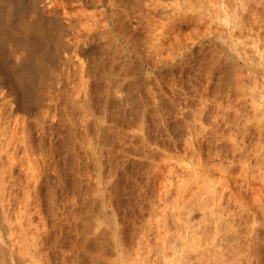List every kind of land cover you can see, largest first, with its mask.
<instances>
[{
    "label": "rangeland",
    "instance_id": "obj_1",
    "mask_svg": "<svg viewBox=\"0 0 264 264\" xmlns=\"http://www.w3.org/2000/svg\"><path fill=\"white\" fill-rule=\"evenodd\" d=\"M164 2L168 4L169 0H164ZM201 2L202 0L199 1L200 5L198 6H197L198 3L195 4L196 7L192 6L194 10L193 9L191 10V8H189L187 12L185 11L187 14L185 12L178 13L179 17L178 15L176 16L177 21H174L175 23H173L171 27L172 29L167 31L168 33L171 31L170 33L171 36L166 33L171 38L168 37L165 40V42H162L164 45L166 43L165 46H163L161 43L163 47L159 46L162 48H160L161 51L160 50L157 51L158 53L154 49L153 50L149 49V46L150 48L152 46V42L155 43V41L153 40L154 38L153 35L152 36L147 35V34H150L147 32V31H150L149 27L151 26H149L148 27L149 29L147 30L143 29V33H141L142 32L141 30L136 31V32L134 30L133 31L130 30V36L133 37L132 38L133 40L132 39L129 40L131 38L130 36H128L129 39L127 37L128 41L125 44L124 50H123V47L118 46V49L120 48L123 52H125V54L117 53L120 50L116 51L115 50L116 47H114V50L113 49H109V51L107 50L108 54L105 53L104 56L102 55L100 58L96 57V61H91L92 63L94 62L93 63L94 66H92V63H90V69L91 71L95 70V73H94L93 79H91L92 81L91 83L93 84H91L90 88L92 87L93 89L96 88L94 89V91L93 89L91 90V93H92L91 97L92 98L95 97L94 99H92V102H93L92 106H93V109H95L94 112L96 114V117H95L96 119L94 117H93L94 119L91 117V120H93V122L91 120L89 121L87 120L88 118H90V116L89 115L87 116L86 113L84 114L85 111H83V115H82L81 109H79L80 110L79 112L78 108L76 110V107L75 109L73 107H70L72 105L70 103H69L70 105L69 104L67 105V102L69 101L65 100L62 104L56 107L57 110L56 108H54L55 106L51 104L52 106L49 107L51 109L47 111L49 115L46 116L47 119L45 118L47 123L44 122V120L42 121L46 125L42 124L41 122L42 119L41 120L39 119L40 122L37 123L38 122L37 118L35 122H33L35 118H31L32 120L29 119L30 121L27 119H24L23 120L24 122L25 121H28V122H26L25 125L22 124L24 125V127L23 126L20 127L21 123H24L21 120L20 116L27 115L26 114L27 112L21 111L20 114L24 113L23 115L19 114L18 117L16 115L15 117H13L14 115L11 112V109H9L8 112L4 109L6 107V109L8 110L7 107L9 106H6V103H5L4 108L2 107L3 104L2 105L0 104L1 106L0 107V111H1L0 112V264H19V263L20 264H30V263L31 264H42V263L43 264H67V263L68 264H78V262L79 264H100V263L101 264L102 263L104 264H125V263L143 264V260H145L143 257L146 256L145 252H147L149 249H151L150 247L153 246L152 247L153 252L151 253L153 255V258L154 257L156 258L158 256V255L156 256V254L158 253L157 251L159 249V248L156 249V247L160 246L162 242V237H163L162 234L165 231H168L169 234H171L172 230L175 229L176 222H175V218L173 219V217H175V214L177 212V205L179 204L180 200L185 199L188 202V200L193 198V196H194L193 199H196V197L197 196L199 197L200 194H202L203 196L209 197L211 196L210 194H206V195L203 194V192L206 189L205 187L213 186L212 188H214L216 185L218 186V184L219 186L215 187V189L217 188L216 189L217 191L219 190V192H222V190L224 189L225 191H223V193H225L226 191L227 192L223 194L224 199L221 202L222 203V205H220L221 207L219 208L217 205L216 207H218L219 211L221 208H222L221 210L223 211L228 209L229 213L227 211L228 213L227 215L225 213L223 214L222 211L218 212V209L215 206H212V207L210 206V208L215 209L216 212H218L219 214L221 213L223 216L225 215L229 216L225 218H228V219L230 218L232 220L231 216L236 215L238 211L235 209L237 207V204H235V200L233 201L231 197L234 198V195L235 196L237 195V197H239L240 195L245 197L246 198L245 201H247L249 205L253 206L252 207L253 213L244 217L245 220H247V222L242 220L240 221V224L241 225L243 224L244 226L246 224L249 225L248 222L251 224L250 221L252 218L253 223H255L256 231L252 229V231H250V233L252 234H250L249 232H247L249 231L248 229H250L249 226L248 228L241 226L242 230L246 231V232L242 231L244 233L242 236L245 237L243 239L244 241H246L245 240L246 237L251 235L249 236V238L253 236V238H255L257 242L264 245V212H263L264 210H262L259 207L263 213L260 210H258L260 213L257 211L258 214L255 213L257 215L254 216L255 215L254 211L256 212V208L259 205L253 202V200L255 201L256 199L259 198V195H260L259 191H261L262 195L264 196V168L260 167V165L264 167V162L263 161H262L263 163L259 162L262 160V158L264 160V156H261L262 158L259 157L261 160L260 159L258 160L257 157H255L256 158L255 159L252 153L253 150L251 149L255 146L254 144L261 145V142H264L263 141L264 134L263 133H262L263 135L259 134L260 132L258 133V131L254 129L255 127L253 125L255 122H258V121L263 122L264 120V111H263L264 105H262L264 104L263 103L264 94L262 96L258 95V94H261V91L264 88V84H263L264 82V47H263L264 46L263 45L264 44V24H263L264 23V0H207V1L203 0V3L207 2L204 4L206 8L203 7L202 9H200L199 6L201 7L203 6ZM74 8L78 9L79 7L76 6ZM74 8H72V12H71L72 14L77 11V9H74ZM73 9L75 10V12L73 11ZM90 9L91 10L93 9V12H99V10L101 11V7H96L95 8L96 11L94 8L87 9L89 10V12L92 13ZM80 11H77V13ZM67 12H69V10ZM202 15L205 17H203ZM167 20L169 22L171 21L170 19H167ZM167 20L165 19L164 21H160V24L157 23V25L161 26V22L164 23L166 21L165 25L167 26L166 23H169ZM259 21L262 23H259ZM168 26L170 28V24ZM135 33L137 36H140L141 34L143 36L134 37L133 35ZM142 37H143V41H139V38H142ZM150 39L152 40V42ZM132 41L133 42L137 41L135 46L132 45L131 43ZM145 41L146 42L149 41L150 43L148 44V42L146 43ZM254 43H256V45L259 46L257 49L258 52H253V51H257L256 49L253 50L254 47L256 48ZM187 44L191 47V49L190 47L188 48L189 49L187 50L188 54H186L184 57L182 56L183 54L181 55L180 52H183L186 49L185 46H187ZM12 45L13 46L15 45V46L13 47ZM12 45H11L12 47H10L11 49L15 48L16 45L18 44L12 43ZM252 45H254V47ZM130 46L135 48V51L133 48H132L133 50L129 48ZM141 46L143 48H141ZM178 46L180 48H182L181 46H183L184 47L183 51L182 49H179ZM226 46L228 49L226 48ZM147 47H148V50H147ZM223 47L225 48V51ZM16 48L17 49L20 48V50L23 51V53L21 54L26 55L25 54L26 49L24 50L23 47L21 46H19V48L17 46ZM140 48H141V51H140ZM144 48H146V50ZM15 49L10 50L11 51L9 52L10 55L14 52ZM136 49L137 50L139 49V50L136 51ZM230 49H232L231 51L234 50L232 54L234 52L237 53V51H238V54L240 52L241 56H244L243 60L247 59V56L248 58L250 57V59L248 60L252 59L251 61L255 62V63L251 62V65L255 64L257 66L255 65L251 66L243 60L236 61L237 59L233 57L231 59L229 55ZM247 50L250 51L248 52V54L246 53ZM126 51L128 53L131 52V54L130 53L128 54ZM189 51H190V54H189ZM109 52H111L112 54L114 52L115 54L111 55V53L109 54ZM132 52H135V53L132 54ZM244 52L247 54L246 56ZM172 53L173 55L175 54L176 55L173 56ZM119 54L122 57H120ZM161 54L162 56H160ZM227 54L229 56L226 57ZM106 55H110V56L107 58ZM116 55L119 56L118 60H121V61L126 60V61L119 62L117 60ZM125 55L127 57H125ZM252 55L254 56L252 57ZM13 56H14V53L12 57H10V59L13 58L12 60H10V63L13 66H15L16 65L15 60H14L15 56L14 57ZM147 56H152V57H147ZM181 56L184 58H180ZM133 57L135 60L132 59ZM140 57H142L143 61L142 59L139 60ZM102 59L104 60V62H102L103 61ZM106 59L109 60V64L106 63L107 62L105 61ZM114 59H116L118 62L115 63ZM100 60H102L101 61L102 63L100 62ZM144 60L146 61L144 62ZM148 60H149V64H147ZM75 61H76V58L74 60V63ZM77 61L78 62L75 63V65L79 63L78 59ZM126 62L130 63V65L132 66L129 67V64ZM98 63L100 65L103 64L104 66L101 65V67H99ZM111 63L113 64V67L111 66ZM122 64L123 65L125 64L126 66L128 65L127 67L129 68L126 67L125 69V65L123 66ZM105 65H107V69L110 67L108 69L110 73L107 72L108 70L105 71L106 70ZM241 65H243L244 67ZM119 66L120 68H118ZM239 66L242 68H240ZM249 66H251L250 69H249ZM137 67L140 69H138ZM71 68L73 69L74 67H71ZM101 68H104L105 70L102 69L103 71L101 72ZM130 68L131 69L134 68L132 69L133 71H135L136 69L137 70L134 73L130 70ZM110 69L112 70V73ZM116 69L117 71L120 70L123 73L122 75L120 74L121 72L119 71L120 72L119 74L122 77L121 79L120 77L117 78L118 81H116L115 77L116 76L118 77L120 75L119 74H116V76L114 75L115 72L117 73ZM138 70H141L143 72L138 71ZM137 71L140 72L141 75L140 73L138 74ZM213 71L214 73H212ZM99 72L101 73L100 75H99ZM104 72L106 73L103 76ZM131 72L132 74L134 73V75L137 73L139 76H137V74L134 76L131 74ZM236 72H238L241 78L242 77L243 78L241 79L240 76L236 74ZM255 72L258 73L257 76ZM130 74L134 77L130 78L129 77L131 76ZM1 75H3V72L0 67V85L2 84L1 81L3 79V76ZM126 75H129L128 77L131 81L128 79V77H126L128 82L124 81ZM109 76H111L112 78L110 77V79H108ZM244 77L247 79H245ZM210 78L212 80H210ZM259 78L261 80H259ZM93 80H95V83L93 82ZM119 80H121V83H118L120 82ZM137 80L139 81L140 84L138 83ZM245 80L247 83L245 82ZM248 81H250L251 84ZM257 81H258V86L261 85L263 87H258L257 85H255L257 84L256 83ZM135 82L139 85H137ZM237 82H240L242 84H239ZM123 83H128V85L131 87L133 85V87L136 88L137 90L133 89V87L130 88L127 84H123ZM109 84H112V85H109ZM114 86L118 87V89L115 87L117 89V92L120 91V93H117L116 96L117 95L120 96L119 94H122L121 96L124 98L115 97L114 98L115 100L113 99V97L115 96V93L112 94L114 90H112V92H109L107 90L110 89L111 91V89H115ZM258 88H262L261 91ZM237 89L239 92L237 91ZM95 90H97V92H95ZM127 92L132 94L131 97L129 93H128L129 95L127 94ZM162 92H163V95H162ZM98 93L99 94L101 93V94L99 95ZM109 93H111L113 96L110 97L111 95ZM99 96H100V99H99L100 101L98 100ZM107 96L109 97L106 100ZM126 96H128V98ZM122 99H124V101ZM103 100H105L106 102H110V103H106L107 105L105 106L103 105V102L105 104V101ZM113 101H116L114 102V104L116 105L113 104ZM119 101L123 103L121 104ZM128 102L129 103L131 102L134 104L130 103L131 104L130 105ZM255 102L261 103L260 105L262 106L259 107L257 103L258 107L255 108L254 107L256 105ZM94 103H96V105H94ZM101 104L103 105V107ZM59 106H60V109H58ZM68 106L71 112L69 111V108H67ZM114 107L116 110H114ZM104 108H107V110L106 109L104 110ZM258 108H260L263 111L262 112L263 115L261 113V110ZM62 109L64 110L66 109L65 112L67 114H65L64 110ZM61 110H62V115L63 116L66 115L65 117H63L61 114L58 115V113H61ZM8 113H10L12 117H7V116H11ZM112 113L113 115L114 114H118V115H115L113 119ZM255 114L257 115L260 114L261 116L257 117L255 116ZM3 115L4 117H1ZM50 115H52L53 118H51L52 116ZM84 115L85 117L87 116L88 118L86 117L87 118L86 119ZM110 115L112 116V118ZM127 117L128 119H126ZM15 118L17 119V121ZM49 118L51 119L49 120ZM78 118H82V119H78ZM121 118L122 120H120ZM250 118H253L252 119V121H254L253 123L249 122ZM19 119L21 120V122ZM155 120H158V121H155ZM159 121L161 122L159 123ZM15 122H17L18 125H16ZM84 122L85 123L88 122V123L85 124ZM157 123L159 124V126H157L158 125ZM26 124H28L29 127L28 125L26 126ZM125 124L126 125L128 124V125L126 126ZM263 125H264V122H263ZM40 126L43 128H41ZM94 126H96L95 128L97 130V133L95 132V134H94L95 129H93ZM21 128L22 129L26 128L24 130L27 132L28 135L25 134V131L22 130ZM38 128L40 129V131L41 130L42 131L41 132L36 131V130H39ZM29 129H31V132H29ZM32 129H33V132H32ZM92 129H93V132H92ZM105 129L107 130V132H105L104 134L102 133V131H104ZM20 132L24 133L25 136L28 138L31 137L33 141L31 139L24 137L23 136L24 134L22 135L20 134ZM28 132L36 133V134H32L31 136V134H29ZM83 132L86 136L82 135ZM246 134L248 137L246 136ZM93 138L96 139L95 143H94ZM246 138L247 140L250 138L249 140L253 142H247ZM22 139L28 143H24ZM87 139L90 141H88ZM198 140H199V143H198ZM232 140L234 141L237 140V141L235 143ZM240 140H243L244 142L246 141L247 143L246 142L242 143L243 141H240ZM31 142L32 144L33 143L34 144L32 145ZM30 145L32 148L30 147ZM238 145L241 148L240 147L238 148ZM17 146L19 149L17 148ZM26 146L29 148L28 151H27L28 148ZM192 146L197 147L194 149H198L199 146L200 148L202 147L201 153L203 152L202 153L203 159H205V162L206 160L208 162L210 160V162H212L211 165H214L216 163L220 165L219 164V161H220L221 165H226L227 167V165L231 163V159H232L233 162L234 160L237 161V162L235 161L236 163L235 165L238 168H235V166L233 168V166H231L232 168L231 169L229 167V169L231 170L230 173H232V176H230L229 173L227 172H225L227 176L223 175L224 171H221V170L220 171L222 174L218 173L217 172L218 170L217 171L214 170L215 172L211 170L213 172V173L211 172V174H213L214 176V178H212V175H211V178L218 182V184L215 185L212 179L209 177L210 175L209 176L207 175V173L210 174L209 168L211 166L209 165V168L208 166H205V168L207 169L206 170L203 165L202 167L204 169L196 165V160L193 159V156H192V150H194ZM234 148L236 149L238 148L239 151L237 152V150ZM241 149H244L242 150L243 152L241 151L242 153H240ZM235 150L238 153V155L235 152ZM251 150L252 152H250ZM231 151L234 153V155ZM94 153H96V155ZM239 153L241 156L239 155ZM249 154L250 155L252 154L251 155L252 160L249 159L250 158ZM229 158H230V161H228ZM241 158L242 160L244 159L243 162L249 160L250 162L246 164V165L248 164L249 165L244 166V163L241 162L242 160L240 161V163H238ZM245 158L247 160H245ZM214 160H216L215 163H214ZM227 161L229 162V164L227 163ZM222 162H226V163L223 164ZM258 162L260 165L258 164ZM90 163L91 165H89ZM237 163L240 166H238ZM86 167L88 169H86ZM248 167L252 169L250 168L248 169ZM246 168H247V171L245 170ZM32 170L34 172H32ZM248 171L250 172L248 173ZM48 172H49V175H48ZM78 172L80 174H78ZM191 173L193 174L191 175ZM206 175L208 176L206 177L208 180L205 181ZM29 176L30 177L32 176V177L30 178ZM36 177H39V179ZM217 178H219L220 180H217ZM47 179H50V180H47ZM210 179L212 183L210 182ZM79 180H82L84 183ZM195 183L198 185H196ZM229 183H230V186L227 185ZM212 184H214L215 186ZM225 187H227V190ZM186 188H189V189H186ZM199 188H201V190H199ZM230 188H231L232 194H234L233 196L232 194L230 195L231 192L228 193ZM50 189L52 190V193ZM60 189H61V193H60ZM202 189H204V191H202ZM197 190L199 192H197ZM225 195L228 196V198L227 197L225 198ZM213 196L210 198H213ZM262 197L260 198L262 199L263 204H264V200H263L264 198ZM229 199L230 200L232 199V201H230ZM230 202H234V203L232 204ZM252 202L253 204H255V206L252 204ZM91 203L92 205L93 204L94 205L92 206ZM224 204H226V207L223 206ZM234 205H235V208H233ZM256 205L258 206L256 207ZM94 208L96 211L94 210ZM97 208L100 210H98ZM230 210L232 211L234 215L230 214L231 213ZM216 212H215V215L217 216ZM74 214L76 215L74 216ZM166 214H167V217H166ZM198 214H199V217H202L201 216L202 213H199L198 211L196 212V215ZM162 215L164 217H162ZM168 215H171L170 218ZM249 217L251 218L249 219ZM78 218L80 220H78ZM254 219H255V222H254ZM147 221H148V224H146ZM253 225L254 224H252V226ZM42 239L44 240V242ZM84 240L86 243L84 242ZM89 241H93V242H89ZM248 241L250 243V240ZM42 243H44V245ZM76 244H80V245H76ZM82 244L84 245V247ZM85 244L87 247L85 246ZM76 246L78 248L80 247L81 249H78ZM82 248H84L85 250ZM154 248L157 251L154 250ZM86 249L87 250L91 249L95 251L98 255L100 256L102 255V256L97 257V255H95L96 262L93 263L91 260L92 258L91 254L85 252L87 251ZM121 249L123 251L122 253H121ZM71 251L73 252L71 253ZM76 256L78 260L81 257H82L81 261L85 259L84 262L81 263V261H78ZM135 257L137 259H135ZM260 257L261 258L259 260L257 259L258 263H256L257 262L256 260L255 264L263 263L264 260L262 256Z\"/></svg>",
    "mask_w": 264,
    "mask_h": 264
},
{
    "label": "bare ground",
    "instance_id": "obj_2",
    "mask_svg": "<svg viewBox=\"0 0 264 264\" xmlns=\"http://www.w3.org/2000/svg\"><path fill=\"white\" fill-rule=\"evenodd\" d=\"M195 1V3H194ZM199 1L200 0H169L168 4L164 2V0H0V67H1V70L3 72V79L1 81V85H0V104L2 105V107L4 108L5 107V103H6V106H9L7 107L8 110L6 109V107L4 108L7 112L9 111V109H11V112L13 113V117H15V115L18 117V115L20 114V112L22 111H26L27 115H24V116H20L21 117V120L23 121L24 119H27V120H32L31 118H35L33 122H35L36 118L38 119V122H41L44 120V122H46V116H48V110L51 109L49 107H51L52 105H54L56 108L58 105L62 104L65 100L69 101L67 102V105L70 103L72 106L70 107H73L75 109L76 107V110L78 108L82 110V115H83V111L84 114L86 113L87 116L89 115L90 118H87L84 117L89 121L91 120V117L95 118L96 117V114H95V109H93V102H92V93H91V90L93 89L90 88L91 87V79H93V76H94V73H95V70L91 71L90 69V63H92L91 61H96V57L97 58H100L102 55L104 56L105 53H107V50L109 51V49H113L114 50V47H116L118 49V46L120 47H123V50H124V47H125V44L127 43L129 37L130 36V30H134L135 32L136 31H139L141 30L143 33V29L147 30L149 29L150 31H147L148 33L150 34H147V35H153V40L155 41L152 42V46L150 48L149 46V49H154L157 51L160 50V48H162L163 46L165 45L162 43V42H165V40L169 37L171 38L170 36V33L171 31L168 33L167 31L168 30H171L172 28V25L173 23H175L174 21H177L176 20V16L178 15V13H184L185 11L187 12L189 8H191V10L193 9V7L197 4H199ZM205 1V0H204ZM207 1V0H206ZM258 2V1H257ZM194 3V4H193ZM207 3V2H205ZM203 3V0L201 2V4H203V6H199L200 9H202L203 7L206 8V6H204ZM246 4V3H245ZM251 4V3H250ZM208 5V4H207ZM242 5V4H241ZM240 5V6H241ZM244 5V4H243ZM78 6L79 10L77 8H74ZM193 6V7H192ZM210 6V5H209ZM96 7H101V11L99 10V12H93V9L89 12V8H96ZM71 11H70V9ZM72 8L74 9H77V11H80L77 13V11L75 12V10L73 9V11L76 13H71L72 12ZM246 8V7H245ZM199 9V8H198ZM244 9V8H243ZM69 10V12H67ZM194 10V9H193ZM207 10V9H206ZM205 10V11H206ZM245 10V9H244ZM88 11V12H87ZM96 11V9H95ZM246 11V10H245ZM249 11V10H248ZM254 11V10H253ZM185 12V13H186ZM191 12V11H190ZM241 12V11H240ZM98 13V14H96ZM195 13V12H194ZM199 13V12H198ZM187 14V13H186ZM198 15V14H197ZM185 16V14H184ZM187 16V15H186ZM203 16V15H202ZM201 16V17H202ZM237 16V15H235ZM179 17V15H178ZM177 17V18H178ZM183 17V15H182ZM196 17V15H195ZM205 17V16H203ZM246 17V16H245ZM248 18V17H247ZM246 18V19H247ZM167 20V19H170L171 21L168 22L169 23H166L167 26L170 24V28L169 26L167 27L165 25V22L162 23L161 22V26L157 25V23L160 24V21H164V20ZM180 19V18H179ZM178 19V20H179ZM234 19V18H233ZM254 19V18H253ZM183 21V20H182ZM237 21V20H236ZM244 21V20H243ZM180 22V21H179ZM258 22V21H257ZM246 23V22H245ZM259 23H262L259 21ZM164 24V25H162ZM264 24V23H263ZM245 25V24H244ZM261 25V24H259ZM151 26V27H149ZM149 27V28H148ZM175 28V27H174ZM261 28V27H260ZM257 29V28H256ZM144 30V31H145ZM174 31V30H172ZM134 33V32H133ZM140 33V34H141ZM145 33V32H144ZM152 33V34H151ZM170 35V36H168ZM139 34V33H138ZM134 37H140V36H143L142 34L140 36H137L136 33L133 35ZM146 36V35H145ZM128 37V39H127ZM131 38L129 40H131L133 37L130 36ZM145 38V37H144ZM137 39V38H135ZM141 39V40H140ZM133 40V39H132ZM147 40V39H146ZM169 40V39H168ZM251 40V39H250ZM249 40V41H250ZM138 41V40H137ZM136 41V42H137ZM139 41H143V37L142 38H139ZM136 42H131L132 45H136ZM146 42V41H145ZM148 44L150 43L149 41H147ZM146 42V43H147ZM168 42V41H166ZM257 42V41H255ZM12 43H17L18 45H16V47L18 46H21L23 47V49L25 50L26 49V52L24 54H21L23 53L22 50L16 49L15 48H10L12 47ZM130 43V44H131ZM135 43V44H134ZM162 43V45H161ZM250 43V42H248ZM256 48L254 47V45H252L253 47V50L254 49H258L259 46L256 45V43H254ZM12 45V46H11ZM143 45V44H142ZM147 45V44H146ZM151 45V44H150ZM175 45V44H174ZM186 45V44H184ZM222 45V44H221ZM234 45V44H232ZM243 45V44H242ZM247 45V44H246ZM264 45V44H263ZM15 46V45H14ZM13 46V47H14ZM138 46V45H137ZM144 46V45H143ZM159 46H162V47H159ZM127 47V46H126ZM145 47V46H144ZM153 47V48H152ZM179 47V46H178ZM182 48L179 47V49H182L183 51V46H181ZM190 46L187 44V46H185V50L183 52H180L182 56L185 57L186 54H188L187 50H189ZM222 47V46H221ZM225 47V46H224ZM223 47V48H224ZM229 47V46H228ZM242 47V46H241ZM246 47V46H245ZM264 47V46H263ZM115 48L116 51H122L120 48L117 50ZM129 48H133L132 46H130ZM138 48V47H137ZM141 48H143L141 46ZM141 48H140V51H141ZM165 48V47H164ZM173 48V47H172ZM227 48V46H226ZM232 48V47H231ZM236 48V47H235ZM244 48V47H243ZM14 50V56H15V63L16 65L13 66L11 63H10V60H12L13 58L10 59V57H12L13 53L10 55L9 52H11L10 50ZM126 49V48H125ZM130 49V50H131ZM134 51H135V48H133ZM132 49V50H133ZM146 50V48H144ZM175 49V48H174ZM191 49V47H190ZM228 49V48H227ZM237 49V48H236ZM242 49V48H241ZM247 49V48H245ZM263 49V48H261ZM139 50V49H138ZM136 49V51H138ZM147 50H148V47H147ZM151 50V51H152ZM165 50V49H164ZM177 50V49H176ZM232 49L229 50V55H230V58L232 59L235 58L237 59L236 61H240V60H243V57L244 56H241V53L239 52L238 54V51L237 53L234 52L233 54H238V55H233L232 52L234 51H231ZM249 50V49H248ZM247 50V54L248 51ZM252 50V49H251ZM22 51V52H20ZM112 51V50H111ZM117 52V53H124L125 52ZM161 51V50H160ZM181 51V50H180ZM224 51H225V48H224ZM231 51V52H230ZM236 51V50H235ZM242 51V50H241ZM244 51V50H243ZM115 52V51H114ZM113 52V54H115ZM127 52V51H126ZM153 52V51H152ZM169 52V51H168ZM176 52V51H175ZM173 52V53H175ZM187 52V53H186ZM228 52V51H227ZM244 52V53H245ZM253 52H258L257 51H253ZM252 52V53H253ZM111 52H109L110 54ZM128 53V52H127ZM131 54V52H129ZM128 53V54H129ZM135 53V52H132V54ZM137 53V52H136ZM155 53V52H154ZM158 53V52H157ZM172 53V55H173ZM179 53V54H180ZM245 53V56L247 55ZM23 56H21V55ZM108 54V53H107ZM111 53V55H113ZM119 54V55H120ZM127 54V55H128ZM140 54V53H139ZM146 54V53H145ZM148 54V53H147ZM160 54V53H159ZM158 54V56H159ZM168 54V53H167ZM189 54H190V51H189ZM251 54V53H249ZM176 55V54H175ZM173 55V56H175ZM228 54L226 55L229 56ZM13 56V57H14ZM110 55H106V57L108 58ZM117 56V55H116ZM153 56V55H152ZM152 56H147V57H152ZM162 56V54L160 55ZM168 56V55H167ZM178 56V55H177ZM180 57V58H184V57ZM254 55H252L253 57ZM115 57V56H114ZM119 56H117V60L119 59L118 58ZM120 57H122L120 55ZM124 57V56H123ZM125 57H127L125 55ZM135 57V56H134ZM134 57L132 59H134ZM187 57V56H186ZM76 58V61L75 63H77V59L79 60V63L77 65H75L74 63V60ZM103 58V57H102ZM111 58V57H110ZM113 58V57H112ZM162 58V57H161ZM170 58V57H169ZM177 58V57H176ZM179 58V59H180ZM229 58V59H230ZM122 59V58H121ZM130 59V58H129ZM138 59V58H137ZM136 59V60H137ZM142 59V57L139 58V60ZM146 59V57H145ZM148 59V58H147ZM152 59V58H151ZM225 59V57H224ZM250 59V57L248 58L247 56V59L243 60L245 62H247L249 65H251V60H248ZM13 60V61H14ZM98 60V59H97ZM103 60V59H102ZM100 60V62L102 61ZM115 63L116 62H120L121 60H116L114 59ZM135 60V59H134ZM150 60V59H149ZM149 60H148V63L149 64ZM158 60V59H157ZM249 62H248V61ZM107 61L106 63L109 64V60H105ZM111 61V60H110ZM122 61H126V60H122ZM121 61V62H122ZM143 61V59H142ZM146 60H144L145 62ZM152 61V60H151ZM99 62V63H100ZM104 62V60L102 61ZM101 62V63H102ZM113 62V61H112ZM129 62V61H128ZM126 62V63H128ZM135 62V61H133ZM137 62V61H136ZM154 62V61H153ZM156 62V60H155ZM154 62V63H155ZM163 62V61H162ZM224 62V61H223ZM94 63V62H93ZM92 63V66H94V64ZM98 63V64H99ZM244 63V62H243ZM242 63V64H243ZM255 63V62H253ZM107 64V65H108ZM120 64V63H119ZM118 64V65H119ZM129 64V67L132 66ZM140 64V63H139ZM176 64V63H175ZM239 64V63H237ZM245 64V63H244ZM243 64V65H244ZM247 64V65H248ZM259 64V63H258ZM103 65V64H101ZM101 65L99 64L98 66L101 67ZM107 65H105V69L104 68H101V72L103 71L102 69H104L105 71H107ZM123 65V64H122ZM125 65V64H124ZM123 65V66H124ZM134 65V64H133ZM137 65V64H136ZM135 65V66H136ZM159 65V64H158ZM241 65V66H243ZM253 65V64H252ZM251 65V66H252ZM255 65V64H254ZM253 65V66H254ZM91 66V67H92ZM104 66V65H103ZM102 66V67H103ZM111 66L113 67V64L111 63ZM128 66V65H127ZM125 65V69L127 67ZM145 66V65H144ZM154 66V65H152ZM161 66V64H160ZM163 66V65H162ZM249 66V69L250 67ZM257 66V65H255ZM71 67H74L73 69ZM98 67V68H99ZM111 67V68H112ZM127 67V68H129ZM143 67V65H142ZM146 67V66H145ZM240 67V66H239ZM244 67V66H243ZM71 68V70H70ZM97 68V69H98ZM120 68V66L118 67ZM138 68V67H137ZM236 68V67H235ZM234 68V69H235ZM242 68V67H240ZM246 68V67H245ZM254 68V67H252ZM260 68V66H259ZM95 69V68H94ZM96 69V70H97ZM100 69V68H99ZM114 69V68H113ZM124 69V67H123ZM122 69V70H123ZM134 69V68H132ZM131 68L130 70L132 72L135 73V71H133ZM140 69V68H138ZM237 69V68H236ZM248 69V70H249ZM111 70V69H110ZM142 70V68H141ZM141 70H138V71H141ZM220 70V69H219ZM218 70V71H219ZM231 70V69H230ZM239 70V69H238ZM237 70V71H238ZM242 70V69H241ZM117 71V69H116ZM120 70L117 71V73L115 72L114 75L116 76V74H119ZM126 71V70H125ZM137 71V72H138ZM215 71V70H214ZM214 71L212 73H214ZM226 71V70H225ZM251 71V70H250ZM97 72V71H96ZM109 72V70L107 71ZM129 72V71H128ZM131 72V74H132ZM143 72V71H141ZM216 72V71H215ZM229 72V71H228ZM235 72V71H234ZM259 72V71H258ZM106 72L103 73V76ZM110 73V72H109ZM111 73H112V70H111ZM126 73V72H124ZM134 73L132 75H134ZM140 72H138L139 74ZM146 73V72H145ZM211 73V74H212ZM233 73V72H232ZM256 73V76H257V72ZM253 73V74H255ZM101 73L99 72V75ZM120 74L123 75V73L121 72ZM119 74V75H120ZM129 74V73H128ZM130 74V75H131ZM137 74V73H136ZM135 74V75H136ZM137 74V76H139ZM143 74V73H142ZM225 74V73H224ZM236 74H238V72H236ZM260 74V73H259ZM96 75V74H95ZM108 75V74H107ZM125 75V74H124ZM129 76V75H126L125 76V79L124 81L128 82L126 77H134V76ZM141 75V73H140ZM213 75V74H212ZM211 75V76H212ZM234 75V74H233ZM239 75V74H238ZM237 75V76H238ZM243 75V74H242ZM245 75V74H244ZM102 76V75H101ZM106 76V75H105ZM136 76V78H137ZM240 76V75H239ZM98 77V75H97ZM107 77V76H106ZM111 76L108 77V79H110ZM113 77V75H112ZM111 77V78H112ZM121 79V75L120 76H116V81L117 78ZM128 77V79H129ZM146 77V76H145ZM209 77V76H208ZM101 78V77H100ZM135 78V79H136ZM213 78V77H212ZM241 78V76H240ZM239 78V79H240ZM243 78V77H242ZM241 78V79H242ZM245 78V77H244ZM258 78V77H257ZM96 79V78H95ZM99 79V78H98ZM103 79V78H102ZM215 79V78H214ZM247 79V78H245ZM105 80V79H104ZM115 80V79H114ZM123 80V79H122ZM130 80V79H129ZM210 80H212L210 78ZM221 80V79H220ZM238 80V78H237ZM257 80V79H256ZM259 80H261L259 78ZM107 81V80H106ZM113 81V79H112ZM120 82L118 83H121V80H119ZM131 81V80H130ZM138 81V80H137ZM143 81V80H142ZM227 81V80H226ZM93 82L95 83V80H93ZM115 82V81H114ZM134 82V81H132ZM220 82V81H219ZM242 82V80H241ZM246 82V80H245ZM250 82V81H248ZM97 83V82H96ZM136 83V82H135ZM139 83V81H138ZM150 83V82H149ZM171 83V82H170ZM230 83V82H229ZM239 84H242L240 82H237ZM247 83V82H246ZM245 83V84H246ZM258 86V81L256 82ZM261 83V82H260ZM259 83V84H260ZM114 84V83H113ZM123 84H127L128 83H123ZM131 84V83H129ZM137 84V83H136ZM140 84V83H139ZM137 84V85H139ZM157 84V83H156ZM251 84V82H250ZM264 84V82H263ZM109 85H112V84H109ZM118 85V84H117ZM158 85V84H157ZM169 85V84H168ZM172 85V84H171ZM236 85V84H235ZM102 86V85H101ZM129 86V85H128ZM126 86V87H128ZM135 86V85H134ZM153 86V85H152ZM97 87V86H96ZM107 87V86H106ZM110 87V86H109ZM116 86H114L115 88ZM130 88L132 87L129 86ZM137 87V86H136ZM258 87H263L261 85H259ZM108 88V87H107ZM113 88V87H112ZM118 89V87H116ZM108 89L107 91L109 92H112V94L115 93V96L113 97V99L115 97L119 98H124L122 97L121 95L122 94H119L120 96H116L117 93H120V91L117 92V89ZM123 88V87H122ZM140 88V87H139ZM226 88V87H225ZM229 88V87H228ZM253 88V86H252ZM96 89V88H94ZM93 89V91H94ZM129 89V88H128ZM133 89H136L133 87ZM155 89V88H154ZM257 89V88H256ZM260 91L262 88H258ZM137 90V89H136ZM254 90V89H253ZM99 91V90H98ZM106 91V90H105ZM129 91V90H128ZM141 91V90H140ZM226 91V90H225ZM229 91V90H228ZM238 91V89H237ZM258 91V92H260ZM95 92H97V90H95ZM102 92V91H101ZM126 92V91H125ZM123 92V93H125ZM130 92V91H129ZM127 92V94L129 93ZM133 92V90H132ZM157 92V91H156ZM174 92V91H173ZM239 92V91H238ZM256 92V91H255ZM138 93V92H137ZM99 94V93H98ZM101 94V93H100ZM99 94V95H100ZM103 94V93H102ZM111 96H110V95ZM108 95L110 97H112L113 95L111 93H109ZM130 94V93H129ZM128 94V95H129ZM150 94V93H149ZM160 94V93H159ZM175 94V93H174ZM264 94V88L262 89L261 91V94H258L259 96L263 95ZM132 94H130V97H131ZM135 95V94H134ZM162 95H163V92H162ZM96 96V95H95ZM106 96V95H105ZM106 98V100L108 99V97ZM125 96V95H123ZM136 96V95H135ZM140 96V95H139ZM152 96V95H151ZM252 96V95H251ZM102 97V96H101ZM128 98V96H126ZM125 97V98H126ZM133 97V96H132ZM97 98V97H96ZM105 98V97H104ZM253 98V97H252ZM256 98V97H255ZM100 99V96L98 98V100ZM102 99V98H101ZM111 99V100H113ZM141 99V98H140ZM163 99V98H162ZM115 100V99H114ZM121 100V99H120ZM124 101V99H122ZM130 100V99H129ZM138 100V99H137ZM251 100V99H250ZM255 100V99H254ZM263 100V99H261ZM94 101V100H93ZM100 101V100H99ZM105 101V100H103ZM109 101V100H108ZM118 101V100H116ZM116 101H113V104L114 102ZM128 101V100H126ZM139 101V100H138ZM137 101V102H138ZM141 101V100H140ZM154 101V100H153ZM120 102V101H119ZM118 102V104H119ZM142 102V101H141ZM149 102V101H148ZM251 102V101H250ZM248 102V103H250ZM254 102V101H253ZM106 103H110V102H106L105 101V104L103 102V105H107ZM112 103V102H111ZM121 103V102H120ZM123 103V102H122ZM121 103V104H122ZM129 103V102H128ZM131 103V102H130ZM129 103V104H130ZM159 103V102H158ZM252 103V102H251ZM256 105L258 102H255ZM264 103V102H263ZM52 104V105H51ZM69 104V105H70ZM112 104V105H113ZM131 104H134V103H131ZM130 104V105H131ZM136 104V102H135ZM161 104V103H160ZM221 104V103H220ZM261 103H258L259 107H261L262 105H260ZM94 105H96V103H94ZM102 105V104H101ZM100 105V107H101ZM102 105V107H103ZM116 105V104H114ZM113 105V106H114ZM126 105V104H125ZM149 105V104H148ZM224 105V104H223ZM254 106L255 108L258 107L257 106ZM104 106V107H105ZM118 106V105H117ZM121 106V105H120ZM124 106V105H123ZM161 106V105H160ZM1 107V106H0ZM66 107V106H65ZM96 107V106H95ZM116 107V106H115ZM114 107V110H116ZM122 107V106H121ZM125 107V106H124ZM123 107V108H124ZM229 107V106H228ZM63 108V107H62ZM69 108V106L67 107ZM66 108V109H67ZM112 108V107H111ZM128 108V107H127ZM137 108V107H136ZM145 108V107H144ZM158 108V107H157ZM203 108V107H202ZM222 108V107H221ZM60 109V106L59 108ZM66 109H62L64 110V112L66 111ZM103 109V108H102ZM107 110V108H104V110ZM109 109V108H108ZM260 109V108H258ZM264 109V108H263ZM55 110V109H54ZM57 110V108H56ZM62 110H61V113H58L62 115ZM75 110V111H76ZM101 110V109H100ZM126 110V109H125ZM135 110V109H134ZM159 110V109H158ZM255 110V109H254ZM261 110V109H260ZM69 111L71 112L70 108H69ZM68 111V112H69ZM109 111V110H108ZM107 111V112H108ZM130 111V110H129ZM139 111V110H138ZM156 111V110H155ZM163 111V110H162ZM229 111V110H228ZM235 111V110H234ZM238 111V110H237ZM264 111V110H263ZM261 110V113L263 112ZM1 112V111H0ZM3 112V111H2ZM58 112V111H57ZM56 112V113H57ZM63 112V113H64ZM80 112V110H79ZM102 112V111H101ZM112 112V111H111ZM110 112V113H111ZM115 112V111H114ZM120 112V111H119ZM160 112V111H159ZM200 112V111H199ZM239 112V111H238ZM77 113V112H76ZM136 113V112H135ZM158 113V112H157ZM198 113V112H197ZM217 113V112H216ZM224 113V112H223ZM226 113V112H225ZM260 113V114H261ZM7 114V113H6ZM10 114V113H8ZM24 113H21L20 115H23ZM52 114V113H51ZM65 114H67L65 112ZM109 114V113H107ZM130 114V113H129ZM238 114V113H236ZM247 114V113H246ZM258 114V113H257ZM255 114V116L259 117L261 116L260 114L257 115ZM11 115V114H10ZM57 115V114H56ZM55 115V116H56ZM71 115V114H70ZM76 115V114H75ZM115 115H118V114H114L112 113V116H113V119H114V116ZM123 115V114H122ZM250 115V114H249ZM263 115V113H262ZM52 116V115H50ZM63 116V115H62ZM66 116V115H65ZM63 116V117H65ZM81 116V115H80ZM111 116V115H110ZM111 116V118H112ZM140 116V114H139ZM160 116V115H159ZM196 116V115H195ZM199 116V115H198ZM216 116V115H215ZM219 116V115H218ZM247 116V115H245ZM251 116V115H250ZM1 117H4L1 116ZM7 117H12L11 116H7ZM6 117V118H7ZM62 117V118H63ZM98 117V115H97ZM101 117V116H100ZM126 117V116H125ZM46 118V119H45ZM53 118V116L51 117ZM49 118V120L51 119ZM56 118V117H55ZM58 118V117H57ZM61 118V117H60ZM76 118V117H75ZM83 118V117H82ZM82 118H78V119H82ZM93 118V119H94ZM130 118V117H129ZM138 118V117H137ZM261 118V117H260ZM13 119V118H12ZM16 119V118H15ZM14 119V120H15ZM40 119V120H39ZM96 119V118H95ZM99 119V117H98ZM128 119V117L126 118ZM142 119V118H141ZM159 119V118H158ZM161 119V118H160ZM206 119V118H205ZM220 119V118H219ZM223 119V118H222ZM221 119V120H222ZM239 119V118H238ZM248 119V118H246ZM253 118H250L249 119V122L253 123L254 121H252ZM13 120V121H14ZM20 120V119H19ZM20 120V122H21ZM29 120V121H30ZM104 120V119H103ZM112 120V119H111ZM122 120V118L120 119ZM132 120V119H131ZM199 120V119H198ZM237 120V119H236ZM260 120V119H259ZM17 121V119H16ZM85 121V119H84ZM93 122V120H91ZM96 121V120H95ZM94 121V123H95ZM115 121V120H114ZM133 121V120H132ZM155 121H158V120H155ZM215 121V120H214ZM239 121V120H238ZM256 121V120H255ZM19 122V121H18ZM24 122V121H23ZM28 122V121H25L24 123H19L20 127L25 125V123ZM44 122H42V124L46 125ZM109 122V121H108ZM129 122V121H128ZM137 122V121H136ZM147 122V121H146ZM161 121H159L160 123ZM264 122V120H263ZM263 122L262 121H258V122H255L253 125H254V129H256L258 131L259 134H264V125H263ZM16 125H18L17 122H15ZM14 123V124H15ZM47 123V122H46ZM85 123V122H84ZM83 123V124H84ZM88 123V122H86ZM85 123V124H86ZM120 123V122H119ZM122 123V122H121ZM134 123V122H133ZM155 123V122H154ZM204 123V122H203ZM233 123V122H232ZM231 123V124H232ZM24 124V125H22ZM31 124V123H30ZM53 124V123H52ZM79 124V123H78ZM138 124V123H137ZM158 124V123H157ZM205 124V123H204ZM234 124V123H233ZM236 124V123H235ZM244 124V123H243ZM28 124H26L27 126ZM38 125V124H36ZM40 125V124H39ZM77 125V124H76ZM126 125V124H125ZM128 125V124H127ZM126 125V126H127ZM209 125V124H207ZM43 126V125H42ZM58 126V125H57ZM91 126V124H90ZM93 126V125H92ZM159 126V124L157 125ZM212 126V125H211ZM228 126V125H227ZM244 126V125H243ZM14 127V126H13ZM19 127V128H20ZM22 127V128H23ZM29 127V125H28ZM39 127V126H38ZM41 127V126H40ZM96 126L93 127V129H95L94 131V134L95 132L97 133V130L95 128ZM101 127V126H100ZM99 127V128H100ZM119 127V126H118ZM134 127V126H133ZM140 127V126H138ZM136 127V128H138ZM252 127V126H251ZM21 128V129H22ZM33 128V127H32ZM43 128V127H41ZM56 128V127H55ZM82 128V127H80ZM92 128V127H90ZM98 128V129H99ZM123 128V127H122ZM121 128V129H122ZM125 128V127H124ZM129 128V127H128ZM214 128V127H213ZM232 128V127H231ZM17 129V128H16ZM20 129V130H21ZM26 129V128H24ZM22 129V130H24ZM39 129V128H38ZM63 129V128H62ZM93 129H92V132H93ZM127 129V128H126ZM125 129V130H126ZM141 129V128H140ZM148 129V128H147ZM35 130V128H34ZM46 130V128H45ZM49 130V129H48ZM57 130V129H56ZM72 130V129H71ZM91 130V129H90ZM103 130V128H102ZM101 130V131H102ZM109 130V129H108ZM248 130V129H247ZM25 131V130H24ZM36 131H40L39 130H36ZM42 131V130H41ZM40 131V132H41ZM52 131V130H51ZM100 131V132H101ZM111 131V130H110ZM141 131V130H140ZM205 131V130H204ZM211 131V130H210ZM235 131V130H234ZM253 131V130H252ZM255 131V132H257ZM23 132V131H22ZM20 132V134H24ZM29 132H31V129H29ZM28 132V133H29ZM32 132H33V129H32ZM35 132V131H34ZM47 132V131H46ZM86 132V131H85ZM88 132V131H87ZM91 132V133H92ZM99 132V133H100ZM105 132H107V130L105 129L104 131H102V133L105 134ZM113 132V131H112ZM138 132V131H137ZM72 133V132H71ZM101 133V134H102ZM142 133V132H141ZM254 133V132H253ZM25 134H27V132L25 131ZM25 134L23 135L24 137ZM31 134H36V133H29ZM93 134V133H92ZM205 134V133H203ZM222 134V133H221ZM262 134V135H263ZM28 135V134H27ZM42 135V134H41ZM40 135V136H41ZM74 135V134H73ZM79 135V134H78ZM82 135H85L84 132ZM146 135V134H145ZM249 135V133H248ZM256 135V134H255ZM35 136V135H34ZM50 136V135H49ZM80 136V135H79ZM86 136V135H85ZM91 136V135H90ZM97 136V135H96ZM95 136V138H96ZM112 136V135H111ZM110 136V137H111ZM148 136V135H147ZM210 136V134H209ZM247 136V134H246ZM245 136V137H246ZM251 136V135H250ZM23 137V138H24ZM71 137V136H69ZM220 137V136H219ZM222 137V136H221ZM248 137V136H247ZM28 138V137H26ZM148 138V137H147ZM210 138V137H209ZM213 138V137H212ZM211 138V139H212ZM237 138V137H236ZM261 138V136H260ZM28 139H31L32 138H28ZM45 139V138H44ZM77 139V138H76ZM80 139V138H79ZM94 139V138H93ZM100 139V138H99ZM219 139V138H218ZM250 139V138H249ZM248 139V140H249ZM50 140V139H49ZM48 140V141H49ZM68 140V139H67ZM88 140V139H87ZM96 139H94V143L96 142L95 141ZM207 140V139H206ZM220 140V139H219ZM247 140V138H246ZM247 142H253V141H248ZM22 141H24L22 139ZM33 141V140H32ZM46 141V140H45ZM83 141V140H82ZM90 141V140H88ZM92 141V140H91ZM205 141V140H204ZM209 141V139H208ZM218 141V140H216ZM233 142L236 143V141L232 140ZM239 141V140H238ZM240 141H243V140H240ZM264 141V140H263ZM77 142V141H76ZM80 142V141H79ZM197 142V141H195ZM246 142V141H245ZM244 141L242 143H245ZM246 142V143H247ZM256 142V141H255ZM21 143V142H20ZM23 143V142H22ZM24 143H28V142H25ZM23 143V144H24ZM30 143V142H29ZM46 143V142H45ZM50 143V142H49ZM83 143V142H82ZM85 143V142H84ZM90 143V142H89ZM198 143H199V140H198ZM197 143V144H198ZM260 143V142H259ZM22 144V145H23ZM32 144V142H31ZM34 144V143H33ZM32 144V145H33ZM48 144V143H47ZM46 144V145H47ZM59 144V143H58ZM87 144V143H86ZM93 144V142H92ZM238 144V143H237ZM254 144V143H253ZM21 145V144H20ZM27 145V144H26ZM74 145V144H73ZM88 145V144H87ZM203 145V144H202ZM241 145V144H240ZM255 146L253 148H251L253 150L250 151L253 153V156L254 158L257 157L258 160L260 158H262L261 156H264V142H261V145L259 144H254ZM24 146V145H23ZM66 146V145H65ZM72 146V145H71ZM108 146V145H107ZM194 146V144H193ZM192 146V147H193ZM251 146V145H250ZM261 146V147H260ZM16 147V146H15ZM27 147V146H26ZM31 147V145H30ZM57 147V145H56ZM82 147V146H81ZM88 147V146H87ZM191 147V148H192ZM205 147V146H204ZM240 146L238 145V148ZM244 147V146H242ZM247 147V145H246ZM18 148V146H17ZM25 148V147H23ZM28 148V147H27ZM26 148V149H27ZM32 148V147H31ZM46 148V147H45ZM67 148V147H66ZM77 148V147H76ZM83 148V147H82ZM194 148H197V147H193ZM200 146L198 147V149H194L192 150V156H193V159L196 160V165L199 166L200 168L202 167V165L204 166H208L209 168V165L211 166L209 169H210V174L207 173V175L211 178V175H212V178H214L213 174H211V170H215L217 171L218 173H221V171H224L223 175H226L225 172L229 173L230 176H232V173H230V169L229 167L231 168V166H235V168H238L236 167V163L234 160V162L232 161L231 159V163L229 164L228 161H230V158L229 160L227 161V163L229 165H221L220 161H219V164L216 163L214 165H211L212 162H209L206 160L205 162V159H203V152L201 153V149L202 147L200 148ZM208 148V147H207ZM236 149L237 152L239 151V149ZM241 148V147H240ZM19 149V148H18ZM36 149V148H35ZM52 149V148H51ZM81 149V148H79ZM204 149V148H203ZM226 149V148H225ZM29 150V148L27 149V151ZM33 150V149H32ZM95 150V149H94ZM208 150V149H207ZM223 150V149H222ZM235 150V152H236ZM244 149H241L240 150V153H242ZM247 150V149H246ZM245 150V152H246ZM21 151V150H20ZM70 151V150H69ZM204 151V150H202ZM216 151V150H215ZM219 151V150H218ZM225 151V150H224ZM230 151V150H229ZM242 151V152H241ZM248 151V150H247ZM232 152V151H231ZM236 152V153H237ZM249 152V151H248ZM43 153V152H42ZM48 153V152H47ZM91 153V152H90ZM208 153V152H207ZM206 153V155H207ZM214 153V152H213ZM220 153V152H219ZM233 153V152H232ZM231 153V154H232ZM235 153V154H236ZM239 153V155H240ZM16 154V153H15ZM18 154V153H17ZM96 155V153H94ZM226 154V153H225ZM221 155V154H220ZM234 155V153H233ZM238 155V153H237ZM244 155V154H243ZM250 155V154H249ZM252 155V154H251ZM249 156L251 159L252 156ZM88 156V155H87ZM214 156V155H213ZM241 156V155H240ZM206 157V156H205ZM209 157V156H208ZM260 157V158H259ZM71 158V157H70ZM218 158V157H217ZM220 158V157H219ZM234 158V157H233ZM248 158V157H247ZM35 159V157H34ZM256 159V158H255ZM177 160V159H176ZM242 160V158L239 160L238 163H240V161ZM245 160H247L245 158ZM252 160V159H251ZM254 160V159H253ZM257 160V161H258ZM261 160V159H260ZM72 161V160H71ZM82 161V160H81ZM90 161V160H89ZM213 161V160H211ZM216 160H214V163H215ZM223 161V160H222ZM244 159L241 161L243 162ZM264 160L262 158L261 161H259L260 163H263ZM237 162V161H236ZM250 162L249 160L248 161H245L243 162L244 163V166ZM258 162V164H259ZM52 163V162H51ZM77 163V162H75ZM223 164L226 163V162H222ZM237 163V164H238ZM55 164V163H54ZM68 164V163H67ZM87 164V163H86ZM251 164V163H250ZM80 165V164H79ZM91 165V163L89 164ZM181 165V163H180ZM249 165V164H248ZM246 165V166H248ZM260 165V164H259ZM82 166V165H81ZM179 166V165H178ZM186 166V165H185ZM238 166H240L238 164ZM39 167V166H38ZM52 167V166H51ZM49 167V168H51ZM198 167V168H199ZM261 168H264L260 165ZM34 168V167H33ZM197 168V169H198ZM203 168V167H202ZM203 168V169H204ZM244 168V167H243ZM250 167H248L249 169ZM31 169V168H30ZM59 169V167H58ZM57 169V170H58ZM82 169V168H81ZM80 169V170H81ZM86 169H88L86 167ZM191 169V168H190ZM206 169V168H205ZM232 169V168H231ZM252 169V168H250ZM49 170V169H48ZM47 170V171H48ZM61 170V169H60ZM76 170V169H75ZM207 170V169H206ZM221 170V171H220ZM244 170V169H243ZM247 171V168L245 169ZM55 171V170H54ZM53 171V172H54ZM67 171V170H66ZM214 171V172H215ZM251 171V170H250ZM248 171V173L250 172ZM32 172H34L32 170ZM41 172V171H40ZM52 172V171H51ZM71 172V171H70ZM80 172V171H79ZM78 172V174H80ZM207 172V171H206ZM254 172V171H253ZM213 173V172H212ZM35 174V173H34ZM69 174V173H68ZM181 174V173H180ZM193 173H191L192 175ZM222 174V173H221ZM220 174V175H221ZM32 175V173H31ZM37 175V174H36ZM48 175H49V172H48ZM67 175V174H66ZM76 175V174H75ZM190 175V176H191ZM205 176V181L208 180L206 177L208 176ZM222 175V176H223ZM38 176V175H37ZM47 176V175H46ZM65 176V175H64ZM194 176V175H193ZM227 176V175H226ZM229 176V177H230ZM253 176V174H252ZM30 177V176H29ZM32 177V176H31ZM30 177V178H31ZM248 177V176H247ZM39 179V177H36ZM35 178V179H36ZM48 178V177H47ZM68 178V177H67ZM211 178V179H212ZM223 178V177H221ZM231 178V177H230ZM242 178V177H240ZM244 178V177H243ZM254 178V177H253ZM74 179V178H73ZM79 179V177H78ZM81 179V178H80ZM211 179H210V182H211ZM30 180V179H29ZM47 180H50V179H47ZM89 180V179H88ZM217 180H220L219 178H217ZM227 180V179H226ZM230 180V179H229ZM232 180V179H231ZM236 180V179H235ZM254 180V179H253ZM34 181V180H33ZM32 181V182H33ZM36 181V180H35ZM81 182H83L82 180H79ZM201 181V180H200ZM213 183L216 185L218 184V182L214 179H212ZM215 181V182H214ZM222 181V180H221ZM228 181V180H227ZM49 182V181H48ZM54 182V181H53ZM80 182V183H81ZM217 182V183H216ZM226 182V181H224ZM232 182V181H231ZM237 182V181H236ZM84 183V182H83ZM86 183V182H85ZM212 183V182H211ZM220 183V182H219ZM228 183V182H227ZM235 183V182H233ZM38 184V183H37ZM43 184V183H42ZM196 184V183H195ZM212 184V185H214ZM238 184V183H237ZM192 185V184H191ZM198 185V184H196ZM195 185V186H196ZM203 185V184H202ZM205 185V184H204ZM209 185V184H208ZM214 185V186H215ZM230 186V183L227 184ZM35 186V185H33ZM56 186V185H55ZM82 186V185H81ZM184 186V185H182ZM207 186V185H206ZM219 186V184H218ZM217 185L215 187H218ZM222 186V185H220ZM71 187V186H70ZM187 187V186H186ZM194 187V186H193ZM213 187V186H212ZM212 187H205V191L204 189H202L203 194H210L211 196H203L202 194L199 195V197L196 199H189L188 202L185 200V199H181L180 197V202L179 204L177 205V212L175 214V217H173V219L175 218V229L172 230V233L169 234L168 231H165L163 234H162V242L160 244V246L156 247V249H158V251L154 248V250H156L157 254H156V258L154 257L153 258V255L151 252H153L152 250V247H150L151 249H149L147 252H145L146 256L143 257L145 260H143V264H255L256 260L260 259L262 256L263 260H264V245L260 244L259 242H257V240H255V238H253V236L251 238H249V236L246 237V241H244L243 238H245L244 236H242L244 233L242 231V227L241 226H244L243 224L241 225L240 224V221L244 220L247 222V220H245V216L247 215H250L253 213V206L249 205V203L246 200L245 197L243 196H238L237 195L235 196L234 194H232L231 192V188L230 190L228 191L231 192L230 195L232 194V196L234 195V198L231 197L233 199V201L235 200V204H237V207L239 208H235V205L233 208H235L238 213L236 215H234L232 213V209L230 210V214L234 215V216H231L232 220L229 218H225V217H229V216H223L221 213L219 214L218 212H221L224 214H227L229 213V210L226 209L225 211L221 210L219 211L218 207L220 208L222 205V200L224 199V195L225 193H223V191H225L224 189L222 190V192H219V190L217 191L214 188ZM34 188V187H33ZM49 188V187H48ZM72 188V187H71ZM223 188V187H222ZM226 190H227V187H225ZM53 189V188H52ZM65 189V188H64ZM185 189V188H184ZM186 189H189V188H186ZM229 189V187H228ZM42 190V189H41ZM49 190V189H48ZM51 190V189H50ZM54 190V189H53ZM76 190V189H75ZM93 190V189H92ZM183 190V189H181ZM199 190H201V188H199ZM221 190V189H220ZM234 190V189H233ZM248 190V188H247ZM29 191V190H28ZM27 191V192H28ZM80 191V190H79ZM185 191V190H184ZM26 192V194H27ZM63 192V191H62ZM75 192V191H74ZM183 192V191H181ZM194 192V191H193ZM196 192V191H195ZM197 192H199L197 190ZM51 193H52V190H51ZM60 193H61V189H60ZM90 193V192H89ZM260 195H259V198L256 199L255 201L253 200V202H255L256 204V212L254 211V214L257 213L258 214V210H260V208L262 210H264V204H263V201L260 197H262V192L259 191ZM32 194V193H31ZM42 194V193H41ZM63 194V193H62ZM67 194V193H66ZM69 194V193H68ZM76 194V193H75ZM92 194V193H91ZM181 194V193H180ZM183 194V193H182ZM192 194V193H191ZM196 194V193H195ZM36 195V193H35ZM47 195V194H46ZM184 195V194H183ZM215 195V196H213ZM262 195V196H261ZM68 196V195H67ZM76 196V195H75ZM80 196V195H79ZM94 196V195H93ZM182 196V195H181ZM185 196V195H184ZM183 196V197H184ZM202 196V197H201ZM213 198H210L212 197ZM42 197V196H41ZM54 197V196H53ZM82 197V196H81ZM92 197V196H90ZM188 197V196H187ZM228 198V196L225 195V198ZM230 197V196H229ZM32 198V196H31ZM50 198V197H49ZM71 198V197H70ZM254 198V197H253ZM257 198V197H256ZM264 198V196L262 197ZM72 199V198H71ZM91 199V198H90ZM232 199L230 201H232ZM62 200V199H61ZM70 200V199H69ZM226 200V199H225ZM264 200V199H263ZM59 201V200H58ZM228 201V199H227ZM47 202V201H46ZM57 202V201H56ZM74 202V201H73ZM72 202V203H73ZM252 202V204H253ZM41 203V202H40ZM45 203V202H44ZM43 203V204H44ZM69 203V202H68ZM71 203V202H70ZM85 203V202H83ZM230 203H234V202H230ZM39 204V203H38ZM42 204V203H41ZM53 205V204H52ZM73 205V204H71ZM75 205V204H74ZM86 205V204H85ZM92 205V203H91ZM94 205V204H93ZM92 205V206H93ZM216 205L218 207H216ZM239 205V206H238ZM255 206V204H253ZM210 206H215L217 209H218V212L215 211V209L213 208H210ZM224 207H226V204L223 205ZM36 207V206H35ZM260 207V208H259ZM263 207V208H262ZM37 208V207H36ZM42 208V207H41ZM50 208V207H49ZM62 208V207H61ZM66 208V207H65ZM83 208V207H82ZM99 208V207H98ZM97 208V209H98ZM166 208V207H165ZM259 208V209H258ZM239 209V210H238ZM55 210V209H54ZM93 210V209H92ZM95 210V208H94ZM100 210V209H98ZM166 210V209H164ZM42 211V210H41ZM44 211V210H43ZM57 211V210H56ZM90 211V210H89ZM96 211V210H95ZM199 213H202V217H199V214L196 215V212ZM202 211V212H200ZM228 211V213H227ZM258 211V212H257ZM261 211V210H260ZM47 212V211H46ZM119 212V211H118ZM215 212L217 214V216L215 215ZM262 212V211H261ZM264 212V211H263ZM262 212V213H263ZM50 213V212H48ZM72 213V212H71ZM75 213V212H74ZM83 213V212H82ZM87 213V212H86ZM98 213V211H97ZM103 213V211H102ZM165 213V212H164ZM167 213V212H166ZM260 213V212H259ZM36 214V213H35ZM42 214V213H41ZM40 214V215H41ZM46 214V213H45ZM53 214V213H52ZM60 214V213H59ZM170 214V212H169ZM172 214V213H171ZM219 214V216H218ZM257 214H255L254 216H256ZM72 215V214H70ZM76 214H74L75 216ZM85 215V213H84ZM99 215V214H98ZM164 215V214H163ZM162 215V217H164ZM51 216V215H50ZM60 216V215H59ZM69 216V215H68ZM81 216V215H80ZM116 216V215H115ZM169 218L171 215H168ZM253 216V218H254ZM32 217V216H31ZM54 217V215H53ZM91 217V216H90ZM101 217V216H100ZM128 217V216H127ZM166 217H167V214H166ZM39 218V217H38ZM70 218V217H69ZM93 218V217H92ZM122 218V217H121ZM129 218V217H128ZM234 218V219H233ZM251 217H249L250 219ZM56 219V218H54ZM84 219V218H83ZM95 219V218H94ZM248 219V218H247ZM248 219V220H249ZM256 219V218H255ZM255 219H254V222H255ZM32 220V219H31ZM42 220V219H41ZM50 220V219H49ZM63 220V219H62ZM78 220H80L78 218ZM98 220V219H97ZM167 220V219H166ZM171 220V219H170ZM258 220V219H257ZM256 220V221H257ZM67 221V220H66ZM87 221V220H86ZM90 221V220H89ZM169 221V219H168ZM103 222V221H102ZM120 222V221H119ZM251 224L248 222L249 225H246L244 226L245 228L248 226L250 227V229H248L250 233V231H252V229H256L255 227V223H253L252 221V218H251ZM33 223V222H32ZM72 223V221H71ZM70 223V224H71ZM95 223V222H94ZM93 223V224H94ZM171 223V222H170ZM243 223V222H241ZM258 223V222H257ZM91 224V222H90ZM148 224V221L147 223ZM152 224V223H151ZM166 224V223H165ZM173 224V223H172ZM171 224V225H172ZM252 224H254L252 226ZM49 225V224H48ZM143 225V224H142ZM58 226V225H57ZM64 226V225H63ZM62 226V227H63ZM67 226V225H66ZM72 226V225H71ZM92 226V224H91ZM118 226V225H117ZM148 226V225H147ZM169 226V225H168ZM167 226V227H168ZM252 226V228H251ZM35 227V226H34ZM37 227V226H36ZM69 227V226H68ZM73 227V226H72ZM94 227V226H93ZM120 227V226H119ZM122 227V226H121ZM143 227V226H142ZM149 227V226H148ZM243 227V229H244ZM91 228V227H90ZM128 228V227H127ZM29 229V228H28ZM56 229V228H55ZM72 229V228H71ZM120 229V228H119ZM146 229V228H145ZM161 229V228H160ZM173 229V228H171ZM103 230V229H102ZM105 230V229H104ZM124 230V229H123ZM247 230V229H246ZM120 231V230H119ZM162 231V230H161ZM170 231V229H169ZM256 231V230H255ZM253 231V232H255ZM71 232V231H70ZM118 232V231H117ZM121 232V231H120ZM150 232V231H149ZM246 232V231H244ZM33 233V232H32ZM52 233V232H51ZM64 233V232H63ZM80 233V232H79ZM159 233V232H158ZM260 233V232H259ZM56 234V233H55ZM123 234V232H122ZM129 234V233H128ZM144 234V233H143ZM148 234V233H147ZM160 234V233H159ZM246 234V233H245ZM252 234V233H250ZM33 235V234H32ZM45 235V234H44ZM47 235V234H46ZM80 235V234H79ZM93 235V234H92ZM91 235V237H92ZM254 235V234H253ZM257 235V234H256ZM255 235V236H256ZM58 236V234H57ZM56 236V237H57ZM103 236V235H102ZM126 236V235H125ZM258 236V235H257ZM256 236V237H257ZM42 237V236H41ZM123 237V236H122ZM128 237V236H127ZM130 237V236H129ZM134 237V236H132ZM131 237V238H132ZM34 238V236H33ZM66 238V237H65ZM77 238V237H76ZM144 238V237H143ZM151 238V237H150ZM93 239V238H92ZM133 239V238H132ZM34 240V239H32ZM43 240V239H42ZM48 240V239H47ZM53 240V239H52ZM62 240V239H61ZM83 240V239H82ZM91 240V239H90ZM128 240V239H127ZM152 240V239H151ZM150 240V241H151ZM250 240V243L249 241ZM39 241V240H38ZM69 241V240H68ZM94 241V240H93ZM93 241H89V242H93ZM122 241V240H121ZM146 241V240H145ZM44 242V240H43ZM46 242V241H45ZM66 242V241H65ZM83 242V241H82ZM81 242V243H82ZM85 242V240H84ZM95 242V241H94ZM139 242V241H138ZM41 243V242H40ZM47 243V242H46ZM73 243V242H72ZM86 243V242H85ZM113 243V242H112ZM156 243V242H155ZM44 245V243H42ZM54 244V243H53ZM65 244V243H63ZM96 244V243H94ZM109 244V243H108ZM111 244V243H110ZM41 245V244H40ZM62 245V244H61ZM76 245H80V244H76ZM83 245V244H82ZM88 245V243H87ZM112 245V244H111ZM115 245V244H114ZM37 246V245H36ZM51 246V245H49ZM68 246V245H67ZM86 246V244H85ZM96 246V245H95ZM109 246V245H108ZM77 247V246H76ZM75 247V248H76ZM82 247V246H81ZM84 247V245H83ZM87 247V246H86ZM89 247V246H88ZM110 247V246H109ZM70 248V247H69ZM78 248V247H77ZM95 248V247H94ZM93 248V249H94ZM116 248V247H115ZM119 248V247H118ZM127 248V247H126ZM138 248V247H137ZM149 248V247H148ZM44 249V248H43ZM64 249V248H63ZM78 249H81L80 247ZM84 249V248H82ZM114 249V247H113ZM143 249V248H142ZM2 250V249H1ZM85 250V249H84ZM87 250V249H86ZM111 250V249H110ZM125 250V248H124ZM65 251V250H64ZM139 251V250H138ZM137 251V252H138ZM144 251V250H143ZM73 251H71L72 253ZM81 252V251H80ZM89 254H91V260L93 263L96 262V256H100L98 255L95 251L91 250V249H88L87 251H85ZM122 249H121V253H122ZM155 252V251H154ZM60 253V252H59ZM136 253V251H135ZM82 254V253H81ZM126 254V253H125ZM132 254V252H131ZM130 254V255H131ZM31 255V254H30ZM47 255V254H46ZM62 255V254H61ZM70 255V254H69ZM74 255V254H73ZM83 255V254H82ZM135 255V254H134ZM79 256V255H77ZM76 256V258H77ZM102 256V255H101ZM100 256V257H101ZM133 256V255H132ZM138 256V255H136ZM140 256V255H139ZM6 257V256H5ZM32 257V256H31ZM68 257V256H67ZM123 257V256H121ZM120 257V258H121ZM142 257V256H141ZM39 258V257H38ZM48 258V257H47ZM72 258V257H71ZM80 258V257H79ZM82 258V257H81ZM81 258L78 260V261H81ZM125 258V257H124ZM133 258V257H132ZM58 259V258H57ZM134 259V258H133ZM132 259V260H133ZM135 259H137L135 257ZM4 260V259H3ZM11 260V259H10ZM42 260V259H41ZM66 260V259H65ZM68 260V259H67ZM85 259H83L81 261V263L84 262ZM100 260V259H99ZM107 260V259H106ZM129 260V259H128ZM258 260L256 263H258ZM35 261V260H34ZM59 261V260H58ZM71 261V259H70ZM104 261V260H103ZM126 261V260H125ZM124 261V262H125ZM130 261V260H129ZM128 261V262H129ZM134 261V260H133ZM29 262V261H28ZM40 262V261H39ZM38 262V263H39ZM69 262V261H68ZM73 262V261H72ZM101 262V261H100ZM109 262V260H108ZM122 262V261H121ZM135 262V261H134ZM6 263V262H5ZM36 263V262H35ZM86 263V262H85ZM20 264V263H19ZM31 264V263H30ZM43 264V263H42ZM68 264V263H67ZM79 264V262H78ZM101 264V263H100ZM104 264V263H102ZM127 264V263H125ZM136 264V263H135ZM139 264V263H138ZM261 264H264V261L263 263Z\"/></svg>",
    "mask_w": 264,
    "mask_h": 264
}]
</instances>
